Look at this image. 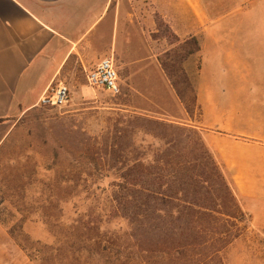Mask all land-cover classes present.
I'll list each match as a JSON object with an SVG mask.
<instances>
[{
    "label": "rangeland",
    "instance_id": "obj_1",
    "mask_svg": "<svg viewBox=\"0 0 264 264\" xmlns=\"http://www.w3.org/2000/svg\"><path fill=\"white\" fill-rule=\"evenodd\" d=\"M235 13L250 19L224 23L223 38L195 37L199 51L192 54L190 37L176 39L157 17L154 49H145L142 41L140 49H93L91 58L74 63L54 82L68 87L64 105L36 106L0 129V137L6 134L0 143V264H43V245L89 246L96 236L101 245L120 247L119 264L144 259L160 264L158 255H138L126 240L130 225L117 212L113 193L124 163L155 160L171 145L173 151L189 153L185 159L194 164L202 162L205 146L240 208L224 197L215 173L205 196L215 198L219 229L230 232L215 239L226 243L215 264H264L263 224L242 209L209 141L214 134L243 143L264 141V0L236 6ZM104 57L113 59L119 95L86 83L85 72ZM160 124L184 127L187 137ZM223 210L235 218L218 213ZM83 226L99 233L77 230ZM12 227L16 240L8 232ZM86 264L104 263L92 259Z\"/></svg>",
    "mask_w": 264,
    "mask_h": 264
},
{
    "label": "crops",
    "instance_id": "obj_2",
    "mask_svg": "<svg viewBox=\"0 0 264 264\" xmlns=\"http://www.w3.org/2000/svg\"><path fill=\"white\" fill-rule=\"evenodd\" d=\"M251 4L252 0H0V129L36 107L45 89L74 63L91 58L93 49H140L141 41L145 49H154L157 17L178 38H223L224 23L250 19L246 13H235V7ZM212 127L215 132V123ZM209 141L231 176L242 209L264 227V141L243 143L215 134Z\"/></svg>",
    "mask_w": 264,
    "mask_h": 264
},
{
    "label": "trees",
    "instance_id": "obj_3",
    "mask_svg": "<svg viewBox=\"0 0 264 264\" xmlns=\"http://www.w3.org/2000/svg\"><path fill=\"white\" fill-rule=\"evenodd\" d=\"M170 34L178 38L172 31ZM189 39L195 49L188 51V54L199 51L196 38ZM132 119L142 120L145 124L151 123L148 119L139 117ZM159 126L187 137L184 127L173 124ZM173 148L171 145L163 150L155 160L136 159L131 164L124 163L120 167L121 181L115 187L113 199L117 212L120 211L130 225L126 240L138 255H158L160 264H215V259L219 260L218 253L226 245L219 244L215 239L230 233L221 231L215 223V198L205 196L211 190L215 173L222 185L224 197L231 201L234 209L240 211V208L215 156L205 146H202V162L196 164L185 159L189 153L184 149L177 152ZM119 151L122 152V149ZM111 157L114 158L115 154L112 153ZM224 206L226 207L223 205V208ZM218 213L235 218L227 210ZM97 229L77 227V230L98 234ZM15 230L14 227L8 230L14 240ZM87 244L89 246L81 247L43 245L41 261L43 264H51L49 260L54 258L55 262L58 257L59 264H86L92 259H99L104 264L120 263V247L101 245L98 236L90 239ZM113 244L121 246L117 242ZM22 248L28 252L32 250V247L26 245ZM38 252L40 253L39 250ZM29 257H32L30 253ZM146 261L144 259L140 264H146Z\"/></svg>",
    "mask_w": 264,
    "mask_h": 264
},
{
    "label": "built area",
    "instance_id": "obj_4",
    "mask_svg": "<svg viewBox=\"0 0 264 264\" xmlns=\"http://www.w3.org/2000/svg\"><path fill=\"white\" fill-rule=\"evenodd\" d=\"M85 79L92 89L108 91L111 95L120 94L119 77L112 58L100 59L94 67L85 72ZM68 87L61 82L48 86L39 97L36 106L54 108L64 105L68 100Z\"/></svg>",
    "mask_w": 264,
    "mask_h": 264
}]
</instances>
